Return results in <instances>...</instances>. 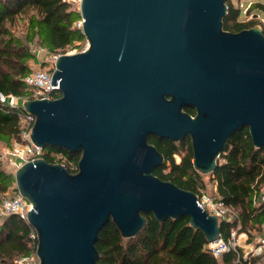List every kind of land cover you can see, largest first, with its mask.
Segmentation results:
<instances>
[{"label": "water", "instance_id": "water-1", "mask_svg": "<svg viewBox=\"0 0 264 264\" xmlns=\"http://www.w3.org/2000/svg\"><path fill=\"white\" fill-rule=\"evenodd\" d=\"M79 12L88 47L55 59L60 96L22 103L33 143L80 153L75 172L44 158L14 171L38 264H98L99 230L111 220L134 237L147 213L187 216L217 240L220 220L197 194L153 173L164 157L148 138H189L200 174L237 129L264 149L263 29L225 30V0H79Z\"/></svg>", "mask_w": 264, "mask_h": 264}, {"label": "trees", "instance_id": "trees-1", "mask_svg": "<svg viewBox=\"0 0 264 264\" xmlns=\"http://www.w3.org/2000/svg\"><path fill=\"white\" fill-rule=\"evenodd\" d=\"M227 12L223 27L230 32L262 25L264 33V1L249 5L252 18L239 20L241 10L225 0ZM261 18V19H257ZM79 9L71 0H0V92L19 97L28 96L24 78L36 60L31 50L38 45L52 54H64L79 48L85 39ZM21 24L22 34L15 28ZM193 114L191 107L185 109ZM21 108L0 103V142L11 146L18 140ZM148 141L162 153L164 162L154 170L162 180L171 181L182 189L201 195L205 184L193 168L192 147L189 138L178 142L150 136ZM66 157L65 167L77 170L80 153L46 147L43 158L58 162V153ZM1 165V164H0ZM217 196L235 211L237 218L220 220V234L224 240L239 225L237 233L248 234V242L261 232L264 225V149L253 145L247 128L235 130L226 141L215 171L208 174ZM14 184V175L0 166V194ZM146 223L134 237L124 238L109 220L98 232L95 246L98 264H264V251L243 257V249L224 252L219 258L208 249L202 231L190 225L189 218H167L157 221L152 213L144 214ZM31 226L17 215L0 218V264H17L33 250L29 237Z\"/></svg>", "mask_w": 264, "mask_h": 264}, {"label": "built area", "instance_id": "built-area-1", "mask_svg": "<svg viewBox=\"0 0 264 264\" xmlns=\"http://www.w3.org/2000/svg\"><path fill=\"white\" fill-rule=\"evenodd\" d=\"M244 1L245 0L239 2L238 7L240 10L244 8L243 10L245 12L249 7V4L244 6ZM87 47L88 42L86 47L81 51L85 50ZM59 55L60 54H54L53 63ZM53 67L50 69L32 68L30 73L25 76L24 83L29 90L28 96L19 97L14 95H5L0 92V103L12 108H21V112L19 113L20 131L18 140H14L11 147L7 151V154L10 156V158H12L11 165L13 166L14 171L25 162L43 158L44 148L33 143L30 136L35 117L31 113L25 112L23 110L22 103L29 99H54L60 96L59 85H51V74ZM56 157L59 160L57 163L64 165V162L66 161L65 155L59 152ZM262 200L264 201V189L262 190ZM196 202L202 210L206 211L208 214L215 215L218 220H233L237 218L235 211L226 206L218 196L211 197L205 194L197 195ZM31 208L32 204L30 201L21 196L18 193L16 187H13L11 190L8 189L6 192L0 195V218L14 214L27 222V212ZM230 216L232 219L229 218ZM238 227L239 225L234 228L236 231L233 229L231 230L230 236L227 240H224L220 236L217 240L208 243L207 247L215 257L219 258L226 251L236 250L239 240L237 238V235L239 234L237 233ZM241 235L245 236L246 234L242 233ZM29 237L34 242L33 250L28 256L17 260V264L38 263V256L36 254L37 236L33 228L31 229ZM258 242V246L254 250L244 253L243 257H246L248 253L255 255L264 251V233L258 237Z\"/></svg>", "mask_w": 264, "mask_h": 264}, {"label": "rangeland", "instance_id": "rangeland-1", "mask_svg": "<svg viewBox=\"0 0 264 264\" xmlns=\"http://www.w3.org/2000/svg\"><path fill=\"white\" fill-rule=\"evenodd\" d=\"M71 1L74 3V7L79 9V0H71ZM241 1L242 0H232V4L235 7H238L239 2H241ZM256 1L257 0H245L244 1V6H246L247 4L252 5ZM243 9L241 10V14L239 16V20L247 21V20L251 19L252 15H253V11L251 10L249 13H247V12H244ZM257 19H261V18H257ZM78 25H80V22H79ZM258 26H260L262 28V25L258 24ZM21 27H22V25L18 24L17 27L15 28V30L19 34H22ZM87 42L88 41L85 38L83 41L78 42V44L80 45L79 48L76 47V48L69 49L68 52H66V53H75V52L81 51L83 48L86 47ZM31 50L36 56L35 63L34 62L31 63V66L34 69H37V68L50 69V68L53 67V64H54L53 63V60H54L53 56H54V54L46 51L44 48H41V47H39L36 44L31 46ZM10 147L11 146L7 147L6 145H4L3 143L0 142V164H1L0 166L6 172H10V173H12L14 175V168L11 165L12 158H10V156L7 154V151H8V149ZM201 179L203 180V182L205 184V188H204V190L202 191L201 194L209 195L211 197H217V194L215 193V190H214V185L210 181L209 175L208 174H203ZM13 187H15V183L13 184L12 187L9 188V190H11ZM229 218L232 219L231 216ZM263 227H264V225H263ZM263 227L261 229V232L256 236V238H254V240L252 242H248L249 236L245 232H240L237 235V238L239 239L238 240V246H240L243 249L244 253H247L250 250H254L258 246V244H259L258 237L264 233V228ZM233 230L236 231V229H233ZM242 233H245L246 235L242 236L241 235ZM36 264H38V263H36Z\"/></svg>", "mask_w": 264, "mask_h": 264}, {"label": "crops", "instance_id": "crops-1", "mask_svg": "<svg viewBox=\"0 0 264 264\" xmlns=\"http://www.w3.org/2000/svg\"><path fill=\"white\" fill-rule=\"evenodd\" d=\"M34 61H31V63H33ZM35 63V62H34ZM31 65V64H30ZM33 67L31 66V69H32Z\"/></svg>", "mask_w": 264, "mask_h": 264}, {"label": "flooded vegetation", "instance_id": "flooded-vegetation-1", "mask_svg": "<svg viewBox=\"0 0 264 264\" xmlns=\"http://www.w3.org/2000/svg\"><path fill=\"white\" fill-rule=\"evenodd\" d=\"M195 113V112H194ZM194 113L192 115H194ZM150 137V136H149ZM149 139V138H148Z\"/></svg>", "mask_w": 264, "mask_h": 264}]
</instances>
